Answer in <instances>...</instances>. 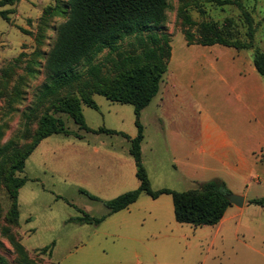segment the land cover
I'll return each mask as SVG.
<instances>
[{
  "label": "rangeland",
  "instance_id": "374dc122",
  "mask_svg": "<svg viewBox=\"0 0 264 264\" xmlns=\"http://www.w3.org/2000/svg\"><path fill=\"white\" fill-rule=\"evenodd\" d=\"M59 1L64 0H20L15 5L0 7L13 11L9 21L0 17V80L5 75L0 85V254L11 264H21L14 246L20 243L29 254V264L245 263L246 247L240 242L242 237L235 234V225L240 220L264 218L263 208L247 203L235 210L239 214L220 228L218 224L193 226L175 220L170 195L151 198L141 193L127 208L107 215L105 201L138 187L129 141L118 134L80 130L65 113L55 116L63 119L69 130L85 138L52 134L39 142L26 159L23 171L17 173L26 178L18 192L17 222L9 215L11 198L4 177L9 172L10 155L14 148H23L31 142L38 117L49 106L47 100L37 107L47 71L42 58L35 57L33 62V52L37 48L42 51L51 48L55 39L53 30L65 20V15L51 18L47 29L51 36L45 37L41 44H36L35 37L43 27L41 17L45 7ZM242 8L255 25L254 47L245 50L253 54L255 48L264 49V0H242ZM164 15L161 23L151 25L142 35L146 38L147 34L155 33L168 38L173 53L161 90L167 84L170 97L158 104L159 93L141 111L144 134L141 155L153 189L184 191L198 188L215 173L221 174V167L210 163L194 146H187L184 139V126L190 124V119H198L200 126L212 124L215 108L208 106L210 116H207L205 86L197 85V81L210 75L208 66L200 65L198 47L209 45L188 44L183 31L188 29L198 38L200 24L211 23L230 31L235 38L245 39L247 25L239 7L219 5L215 0H168ZM185 15L192 24L184 23ZM147 42L136 34L129 35L118 42L116 51L105 49L93 57V62L102 66L104 74L108 71L112 76L117 60L140 53ZM76 68L86 72L87 65L81 63ZM66 93L79 95V90L74 84L60 94ZM92 96L97 109L81 105L89 128L104 127L130 137L137 134L131 104L114 102L95 93ZM169 104L176 105L178 111L176 115L171 112L173 124L170 123L182 133L166 126L162 109ZM9 140L13 145L4 148ZM247 166L249 171L243 172L240 180L243 196L247 200L264 197V187L255 191L253 184L259 170L251 160ZM246 178L251 180L246 182ZM85 215L105 217L99 224L78 223L77 218ZM249 244L257 246L254 239Z\"/></svg>",
  "mask_w": 264,
  "mask_h": 264
},
{
  "label": "trees",
  "instance_id": "16d2710c",
  "mask_svg": "<svg viewBox=\"0 0 264 264\" xmlns=\"http://www.w3.org/2000/svg\"><path fill=\"white\" fill-rule=\"evenodd\" d=\"M20 0H0V7L15 5ZM219 5H235L242 10L246 22L245 39L235 38L230 31H223L221 27L211 23L200 24L198 38L188 29L183 31L188 44L193 42L202 45L220 44L235 49H251L254 47L255 25L250 14L242 8V0H215ZM168 7V0H64L54 5H48L41 17L42 29L37 37L36 44H41L48 35L49 22L52 17L65 15V20L56 26L54 42L48 51L35 49V57L42 58L45 62L47 79L41 86L37 97V107L49 101L46 109L39 117L36 130L31 142L23 148H14L10 155L9 172L4 177V183L11 198L9 215L16 222L19 218L18 192L24 185L26 178L17 175L24 169L25 161L37 147L39 142L52 135H73L82 138L80 134L69 130L63 119L56 117L55 113H65L71 118L80 130L93 133L118 134L129 141V154L134 159L135 176L139 181L136 189L126 191L118 196L105 201L108 208L107 215L113 214L134 203L141 193L151 198L168 194L172 198L174 218L179 223H188L193 226L214 225L224 216L226 209L231 206L228 199L231 191L224 181L215 178L198 185V188L176 191L170 188L153 189L144 167L141 155V142L143 128L140 122L141 110L145 108L158 93L160 83L167 70L171 47L167 36L147 34L153 24H159L165 19L164 12ZM11 9H0V17L9 21ZM185 24H192L188 15L184 16ZM229 30V29H228ZM136 34L142 37L147 44L140 53L127 55L117 60L116 72L109 75L103 73L102 66L93 62V57L108 49L116 51L118 42L123 38ZM86 63V72H80L76 66ZM253 64L256 71L264 77V49L255 48ZM87 77L83 79V76ZM2 75L0 85L4 83ZM76 85L79 95L74 93L60 94L65 88ZM102 95L108 100L131 104L134 109L137 134L131 138L126 133L99 127L89 128L82 113V104L97 109V104L92 94ZM1 96V87H0ZM13 145L9 140L4 148ZM81 192L89 195L85 190ZM264 208V197L248 200ZM105 216L92 218L82 216L77 222L99 224ZM19 253L20 263L29 264L31 259L27 250L20 243L14 245ZM0 264H11L0 254Z\"/></svg>",
  "mask_w": 264,
  "mask_h": 264
},
{
  "label": "crops",
  "instance_id": "0c3cea01",
  "mask_svg": "<svg viewBox=\"0 0 264 264\" xmlns=\"http://www.w3.org/2000/svg\"><path fill=\"white\" fill-rule=\"evenodd\" d=\"M198 48H201L200 65L208 66L210 75L197 81V85L205 86L206 109L212 106L215 111L212 115V124L200 126L197 123L198 119H190V124L184 126L186 145L194 146L197 152L206 155L207 160L213 165H220L221 174L215 173L211 179H221L232 193L242 196L245 194L243 183L242 185L240 183L241 175L249 171L247 161L251 160L259 170L253 183L257 191L258 187H264V77L256 71L253 54L246 53V49L238 50L220 44ZM172 53L171 49L169 63L172 60ZM169 78L173 81L172 77ZM169 90L167 84L161 90L160 83L157 94L160 93L161 97L158 104L170 97ZM207 111V116H210V110ZM171 112H175L176 115L178 112L176 105L169 104L162 109L167 128L171 130L173 127L174 131L182 133L180 130L177 131L176 125L172 126ZM80 135L82 138L78 139L85 138L81 133ZM245 180L247 182L251 178ZM252 186V184L247 186L248 190ZM243 197L242 206L250 200ZM237 209L238 206L231 204L221 220L216 223L218 228L236 217L239 214L235 211ZM235 234L242 237L240 242L246 247L248 259L243 264H264V218L240 220L235 225ZM250 239L256 240L257 246H251ZM240 252L243 253L244 250L240 249Z\"/></svg>",
  "mask_w": 264,
  "mask_h": 264
},
{
  "label": "water",
  "instance_id": "95a60500",
  "mask_svg": "<svg viewBox=\"0 0 264 264\" xmlns=\"http://www.w3.org/2000/svg\"><path fill=\"white\" fill-rule=\"evenodd\" d=\"M228 199L231 204L241 207L244 202V197L242 195L231 193L228 196Z\"/></svg>",
  "mask_w": 264,
  "mask_h": 264
}]
</instances>
